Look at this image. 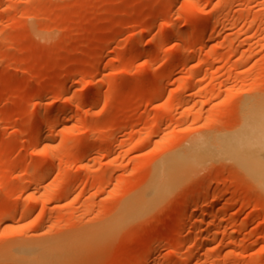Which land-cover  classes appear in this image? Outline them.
<instances>
[{
  "label": "rangeland",
  "instance_id": "rangeland-1",
  "mask_svg": "<svg viewBox=\"0 0 264 264\" xmlns=\"http://www.w3.org/2000/svg\"><path fill=\"white\" fill-rule=\"evenodd\" d=\"M39 242L48 264H264V0H0V264Z\"/></svg>",
  "mask_w": 264,
  "mask_h": 264
},
{
  "label": "bare ground",
  "instance_id": "bare-ground-1",
  "mask_svg": "<svg viewBox=\"0 0 264 264\" xmlns=\"http://www.w3.org/2000/svg\"><path fill=\"white\" fill-rule=\"evenodd\" d=\"M200 22H201V20L199 19V18H197ZM204 21V20H203ZM206 21H208L207 19L205 20V22ZM194 22H195V20H194ZM198 22V21H197ZM193 23V22H192ZM204 24V23H203ZM198 25V24H197ZM31 26V25H30ZM198 26H200V25H198ZM31 29H33L34 28V26H33V28L32 27H30ZM35 29H36V27H35ZM36 30H39L40 31V29H36ZM43 31V30H42ZM174 31H176V30H174ZM178 31V30H177ZM176 31V32H177ZM182 31V30H181ZM181 31H178V33L179 32H181ZM189 31V33H190V30H188ZM46 32V31H45ZM183 33H186L185 32V30L184 31H182ZM193 31L191 30V34H193L192 33ZM146 33V32H145ZM144 33V34H145ZM172 33V32H171ZM182 33V34H183ZM37 34V33H36ZM41 34H43V32H41ZM46 34H47V32H46ZM144 34H142V35H144ZM177 34V33H176ZM181 34V33H180ZM179 34V35H180ZM190 34V35H191ZM45 35V34H44ZM43 35V36H44ZM170 35H172V36H175V34L173 35V34H168V35H166V36H170ZM196 34H194V36H195ZM46 36V35H45ZM172 36H170V37H172ZM193 36L191 35V38H192ZM191 42H192V40H191ZM144 50V49H143ZM142 50V51H143ZM142 51H141V53H142ZM143 53H145L144 51H143ZM96 60V59H95ZM181 60H186V59H181ZM98 62L99 61H94L93 62V64H92V66H94V65H96V64H98ZM184 63V62H183ZM164 78V77H163ZM67 83V81L65 82V84ZM69 83V82H68ZM65 84L62 86V88H61V90L62 89H64L65 88ZM70 84V83H69ZM68 85V84H67ZM94 92H96L97 90H93ZM92 91V92H93ZM163 91V90H162ZM91 92V93H92ZM93 92V93H94ZM95 94V93H94ZM160 94V93H159ZM91 95V94H90ZM93 96V95H92ZM91 96V97H92ZM95 96V95H94ZM94 96H93V100H92V102L93 101H95L94 99ZM40 114V116H39V118L40 119H43L45 116H47V114H48V112H46V111H42L41 113H39ZM56 116H57V114H56ZM58 117H59V115H58ZM45 130V129H44ZM105 130V129H104ZM41 132H43V130H41ZM46 132V131H45ZM41 134H43V135H41ZM47 135H48V131H47ZM45 135H44V133H40V131H39V133H38V145L39 144H41L42 142H44L45 140H44V138H46V137H44ZM248 139V141H249V138H248V136L247 135H245L244 133H241L239 136H235L234 137V139L232 138L231 140L232 141H234L235 142V147H238V149H239V151L241 152V155L243 154H245V150H244V146L246 145V140ZM44 140V141H43ZM40 146V145H39ZM41 147V146H40ZM115 148V147H114ZM45 150V149H44ZM50 153V152H49ZM47 154H48V151H47ZM86 154H88V152H86ZM51 155V154H50ZM85 156V155H84ZM42 167H47V168H50V166L48 167L47 165H45V166H42ZM44 169V168H43ZM203 191V190H202ZM218 200H216V201H214L213 200V202H212V200H211V207L213 208V207H215L217 204H218V202H217ZM210 203V202H209ZM210 205V204H209ZM192 206V205H191ZM189 208V207H188ZM193 208H194V210H195V207L193 206L192 208H190V209H186V212H185V215H184V217L181 219V223L184 225V224H189L190 226H195V225H193V224H195L196 223V221H194V218L195 217H193L192 216V210H193ZM209 208V207H208ZM212 208L211 209H205V210H202L200 213H199V218L200 219H202V220H204L205 218H207V217H215L218 213H216V212H214L213 210H212ZM121 211H120V213L118 214V213H116V214H118L117 216H116V218H115V220L110 224L109 223V225H108V223H107V225H108V227H106V231H108V232H113V231H116V230H118L121 226H123V225H125V223L126 222H128V221H130V220H132L133 219V217H135L137 214H138V212H139V207L138 206H136V205H128L127 207L126 206H124V207H122L121 209H120ZM115 216V215H114ZM114 219V218H113ZM111 222V221H110ZM106 225V226H107ZM214 225V224H213ZM210 225H208V227H209ZM215 226L216 225H214V228H215ZM211 227H212V225H211ZM211 227H209L208 229H211ZM213 229V228H212ZM180 231H183V229L182 230H180ZM102 232H104V228H103V230H102ZM205 231H202V233H204ZM235 234L237 233V232H235V231H233ZM233 232H231L229 235H231V236H233V235H235ZM114 233V232H113ZM112 233V234H113ZM181 233V232H180ZM179 233V234H180ZM106 234V233H105ZM233 234V235H232ZM109 235H111V233H109ZM209 234H207V235H205V236H207V237H210V236H208ZM237 235V234H236ZM213 236L214 235H212L211 237L213 238ZM182 237H184L185 238V236H183V233H182V235H181V237L180 238H182ZM207 237H203L202 238V240H201V242H202V244L204 243H206V242H209L208 241V239H210V238H207ZM184 238L183 239H181V240H184ZM186 238H187V236H186ZM246 242H249V240L247 241H245V243ZM250 242H251V240H250ZM249 242V243H250ZM248 243V244H249ZM49 243H45V242H43V243H40L39 242V244L37 243H34L33 245H31L30 247H28L27 249H25L26 251H25V254H24V257L26 258V259H29V260H31V261H35L37 264H48L51 260H52V255L50 254V253H52V252H54V251H56L57 252V243L56 244H51V245H48ZM244 244V243H243ZM247 244V245H248ZM246 245V246H247ZM5 257H4V259H6V255H4ZM9 256V255H8ZM186 256V255H185ZM12 256H9V258H11ZM0 258H3V257H0ZM12 259V258H11ZM179 260V259H178ZM177 260V261H178ZM234 260H232L231 262H232V264H234V262H233ZM176 262V261H175ZM199 262L201 263V261H198L197 263L199 264ZM177 263V262H176ZM176 263H174V261L173 262H169L168 264H176ZM196 263V264H197ZM195 264V263H194ZM229 264H230V260H229Z\"/></svg>",
  "mask_w": 264,
  "mask_h": 264
}]
</instances>
